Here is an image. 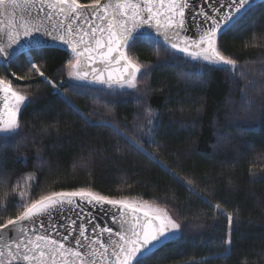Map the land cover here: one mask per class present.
Instances as JSON below:
<instances>
[{
	"label": "trees",
	"instance_id": "16d2710c",
	"mask_svg": "<svg viewBox=\"0 0 264 264\" xmlns=\"http://www.w3.org/2000/svg\"><path fill=\"white\" fill-rule=\"evenodd\" d=\"M217 42L237 61L235 71L134 42L126 56L144 73L136 91L67 82L73 56L60 49L32 56L59 92L31 74L23 54L0 65V76H12L14 90L31 101L18 114V134L0 135V223L41 196L83 188L147 201L181 224L183 235L147 264H264V3ZM217 203L225 214H214ZM228 212L232 249L222 259Z\"/></svg>",
	"mask_w": 264,
	"mask_h": 264
},
{
	"label": "snow or ice",
	"instance_id": "6c2138e0",
	"mask_svg": "<svg viewBox=\"0 0 264 264\" xmlns=\"http://www.w3.org/2000/svg\"><path fill=\"white\" fill-rule=\"evenodd\" d=\"M24 2L28 3L30 0ZM31 2L40 5L37 15L43 13L51 23L45 25L43 21L35 23L28 21L9 24L8 41L6 44H0V65L7 68L23 54L27 58L30 70H34L31 74L42 77L41 82L50 84L57 92H59L57 84L49 79L42 66L32 59L33 55H42V50L46 48L70 50L75 59L68 60L67 69L68 76L73 80L85 84L107 85L109 88L113 86L135 88L137 74L144 75L140 66L131 62L125 55V49L130 50L132 44L138 40L155 41L157 46L163 47L165 51L170 48L175 53H182L184 57L204 61L206 64L203 67L209 70L231 66L235 71L237 61L223 53L218 46L217 37L225 29L234 27L254 6V0H228L227 5L220 6L221 9L227 8V11L216 10L208 14L191 12L193 0H115L114 4L111 0H105L104 3L101 0H91L89 4H82L79 0H31ZM19 6L20 0H0V15L6 16L10 9L14 10ZM45 6L49 11H44ZM189 14L196 25L195 37L187 35V32L191 31L187 25ZM200 16H203L202 21L199 20ZM153 22L155 35L148 30L140 31L145 26L147 29H153ZM3 30L0 28V32ZM98 62L105 67H94L93 65ZM113 64L118 68L111 70L109 66ZM105 71L108 73L107 78L104 75ZM12 75L16 81L24 80L21 75L15 73ZM0 93L3 94L0 96V103L9 117L7 123L0 120V135L7 139L18 134L20 124L17 115L31 101L14 90L12 76L7 74L0 76ZM147 111L151 113L150 108ZM147 123L152 125L153 120L148 119ZM149 131H154V128H150ZM129 143L137 151L147 155L141 145L132 140H129ZM27 178L30 181L38 179L32 174ZM192 194L195 195L194 192ZM84 205H88L92 211L107 213L114 223H120V230L114 231L108 224H97L94 219H87L85 223V217L80 216L79 212L77 213L79 224L77 219L65 217V210L79 209L83 212ZM15 206L21 207L22 204L18 203ZM105 206L116 208V213L109 212ZM141 211L142 215H138L137 213ZM213 212L215 215H222L225 214V209L217 203ZM128 213L132 215L131 221L127 219ZM226 215L229 238L223 241V252L217 254L222 259L230 258L232 249L230 235L234 226V215L232 212ZM58 216L66 219L67 223H55ZM125 224L128 225L127 228L124 227ZM60 229H63V232H60ZM9 231L27 238H20L17 242V237L14 236L12 242L6 245L9 248L7 257L9 264L11 261L20 260L27 264H58L60 257L66 255L75 257L79 264H94L93 261L84 260L82 257L96 255L93 246L97 244L103 249V252L99 253L102 257L101 264H147V259L155 251L183 235L181 224L172 219L163 208L142 210L126 200L111 199L83 188L74 191H54L50 195L32 200L14 219L9 218L0 223V240H4ZM52 231H56L61 239L50 238ZM86 232H91L94 236H88ZM104 233L108 234L106 239L101 238ZM114 236H118L119 240L112 239ZM65 242H68L67 246ZM72 242L77 249L88 247L93 248V251L82 253L71 246ZM13 243L17 249L15 253L11 251ZM22 247L26 250L21 251ZM0 257H4L2 251ZM0 264H5V259H0ZM198 264H205V261L201 260Z\"/></svg>",
	"mask_w": 264,
	"mask_h": 264
},
{
	"label": "water",
	"instance_id": "95a60500",
	"mask_svg": "<svg viewBox=\"0 0 264 264\" xmlns=\"http://www.w3.org/2000/svg\"><path fill=\"white\" fill-rule=\"evenodd\" d=\"M101 2L104 3L105 0H101ZM111 2L114 4L115 0H111ZM227 3H228V0H193V7L191 9V12H193V13L203 12V13L212 14L216 10L227 11V8L221 9V7H220L222 4L227 5ZM261 3H264V0H254V6L253 7H255L256 5L261 4ZM157 7H159V5H157ZM39 8H40V5L38 3H32L31 0L28 3H25L24 0H20V6L19 7L15 8L14 10L10 9L8 15H6V16L0 15V22H2V23H0V28L4 29L3 32H0V44H6L7 43L8 31H9L8 25L11 23L28 22V21H32L35 23V22L43 21V23L45 25H49L51 22L48 21L44 17L43 13H40L39 15H37V11ZM44 11L47 12V11H49V9L45 6ZM199 20L202 21L203 16H200ZM97 23H99V21H97ZM187 25H188V28L191 29V31L187 32V35L195 37L196 36V31H195L196 25L193 23V19H192L191 14L188 15ZM85 27H87V25H85ZM154 28H155V22H153V29H147V26H145V28L141 29L140 31L148 30V31H151L153 33V35H155ZM227 30L228 29H225L224 32H226ZM224 32L218 34L217 39ZM13 35H15L14 31H13ZM23 42L24 41H21V43H23ZM46 49H60L61 50V48H46ZM126 49H125V55H126ZM170 50H172V49H170ZM63 51H65V50H63ZM172 51L175 52L174 50H172ZM66 52H68L70 55H72L70 50H67ZM177 54L184 56L182 53H177ZM121 63H123V61ZM93 66L98 67V68H104L105 67L104 65L99 64V62ZM109 68L111 70H115L116 68H118V66L113 64V65H110ZM89 71H90V69H89ZM115 74H118V73H115ZM104 75H105V78H107V75H108L107 71H105ZM88 85L108 87L107 85H96V84H88ZM113 87H119V86H113ZM2 95L3 94L0 93V96H2ZM17 118H18V116H17ZM8 119H9L8 114L6 111L3 110V104L0 103V120H2L4 123H7ZM105 207L109 209V212L116 213V208H112L111 206H105ZM78 212H79L80 216L85 217V223L87 222V219H94L97 224H100V225L108 224L114 231L120 230V223H118V222L114 223L109 218L107 213L90 210L88 205H84V211L83 212H81L79 209H76L75 211L65 210L64 215L67 218L77 219L78 224H79V218L77 217ZM137 214L142 215V211L137 213ZM127 219L129 221L132 220L131 213L127 214ZM118 220H119V217H118ZM45 223L47 224L48 222L46 221ZM55 223L66 224L67 220L62 219L58 216L57 219L55 220ZM78 224H77V226H78ZM124 227L127 228L128 225L125 224ZM59 231L63 232V229H60ZM86 235L94 236V234L91 232H86ZM14 236L17 237V242L19 241L20 238L27 239L26 237H23L22 234L9 231L7 236L5 237V239L0 240V251H2L4 253V257H0V259H5V264H9V261L7 260L9 248L6 245L8 243L12 242ZM107 237H108V234L104 233V234H102L101 238L106 239ZM50 238L59 240V239H61V236L57 235L56 231H52L50 233ZM33 239H34V237H33ZM81 239L83 240V238H81ZM112 239L119 240V237L114 236V237H112ZM65 243L67 246L68 242H65ZM71 246L74 249H77V246L75 245L74 242L71 243ZM93 247L96 249V255H94V256L93 255H85L82 257V259L93 261L94 264H101L102 257L99 255V253L103 252V249H100L98 244L94 245ZM20 250L25 251L26 249H24L22 247ZM77 250L81 251L82 253H91L93 251V248L85 247V248H80ZM11 251L13 253H15L17 251L14 243L11 245ZM117 251H118V249H117ZM110 252H111V249H109V254H110ZM112 259L114 260L115 258L112 257ZM73 262H76V258L72 257L71 255H66V257H60L58 264H73ZM10 264H27V262L22 261V260L11 261ZM76 264H79V262H76Z\"/></svg>",
	"mask_w": 264,
	"mask_h": 264
},
{
	"label": "rangeland",
	"instance_id": "374dc122",
	"mask_svg": "<svg viewBox=\"0 0 264 264\" xmlns=\"http://www.w3.org/2000/svg\"><path fill=\"white\" fill-rule=\"evenodd\" d=\"M75 57L73 56V61H74ZM191 61L193 62H199V63H203V64H206V62L204 61H196V60H193L192 58H190ZM221 67H226V68H229L231 69V66H221ZM140 73L137 74V76L139 75ZM66 80L67 82L69 83H72V84H75V85H87V86H93V85H88V84H85V83H81V82H78V81H75L73 80L72 78H70L68 76V69H67V74H66ZM97 87V86H96ZM98 87H101V88H104L106 90H112V91H118V92H124V91H136V87L135 88H120V87H103V86H98ZM18 116V115H17ZM128 203L130 204H134L136 206H138L139 208H141L142 210H151V209H155V208H158L154 205H149V204H145L141 201H138V200H126ZM166 211V210H165ZM168 214L169 212L166 211ZM169 216L171 217V215L169 214ZM172 218V217H171ZM173 219V218H172Z\"/></svg>",
	"mask_w": 264,
	"mask_h": 264
}]
</instances>
